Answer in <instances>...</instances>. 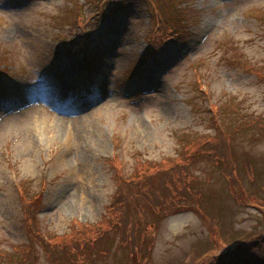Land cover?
Wrapping results in <instances>:
<instances>
[{
  "label": "rangeland",
  "instance_id": "1",
  "mask_svg": "<svg viewBox=\"0 0 264 264\" xmlns=\"http://www.w3.org/2000/svg\"><path fill=\"white\" fill-rule=\"evenodd\" d=\"M67 1L0 0V53L12 58L1 64L10 78L0 88V250L31 243L27 258L1 253L2 262L52 264L21 227L25 214L15 191L19 183L23 195L28 187L39 189L42 176L48 186L39 235L59 242L55 251L69 264H126L118 233L109 232L108 241L90 233L94 242L78 247L70 235L84 238L83 230L100 222L114 173L129 177L141 167L178 165L189 154L196 177L191 188L200 194L202 215L190 210L166 215L152 207L147 212L141 199L139 236L150 222L156 224L149 264H200L215 251L220 233L217 252L232 239L263 232L264 82L229 65L230 51L222 47L231 38L248 64L264 65V29L257 21L264 0H76L78 19L60 32L73 50L64 54L48 26L55 27L51 14ZM175 17L179 23L170 21ZM80 43L84 46L76 49ZM148 50L153 55L145 58ZM213 118L231 134L244 201L230 191L208 154L197 151L216 134ZM63 232L67 235L58 237ZM67 242L71 248L60 246Z\"/></svg>",
  "mask_w": 264,
  "mask_h": 264
},
{
  "label": "trees",
  "instance_id": "2",
  "mask_svg": "<svg viewBox=\"0 0 264 264\" xmlns=\"http://www.w3.org/2000/svg\"><path fill=\"white\" fill-rule=\"evenodd\" d=\"M172 13L176 12L173 10ZM170 21L179 23L176 17L175 20L170 19ZM182 21H185L184 18ZM257 21L259 22L258 26L264 29V15L258 16ZM184 28H186V26ZM222 48L223 51H230V54L225 56V60L229 65L238 67L243 71L245 69V71L255 75L259 81L264 82V65L248 64V58L241 53L237 44L231 38ZM9 54V52L0 54L2 57H0V72L3 71L1 63L11 60ZM198 75L201 81L203 76L200 72H198ZM201 85L202 83H200L199 86ZM192 107H194V105ZM213 120L215 121L216 134L211 135L206 142L198 147L197 151L208 154L210 161L220 167L219 170L222 176L227 180L230 191L235 193L241 201H244L245 197L242 192V180L239 177L238 168L233 159L234 152L231 147V134L224 131L220 123L219 125L221 127L217 125V122H219L218 120L216 121L214 118ZM262 132L264 135V126L262 127ZM188 156H190V154L187 155V160L182 158L178 165L165 164L161 168L152 166H146L145 168L141 167L138 174L136 173L129 177H123V173L120 172V170L116 172V187L109 204L104 207L105 211L102 213L100 222H98L95 228L88 227L84 229V238H79L76 234H71L70 240L72 244L76 247L88 241L92 244L94 240H88L90 239V233H93L95 237L98 236V239L105 237L106 241H108L111 239V233L109 232L113 231L119 235L118 249L122 248L127 250L126 264H149L152 261V249L155 242L154 235L151 234L153 231L151 228H155L156 224L154 223L155 221L150 222L151 225L149 229H142L140 232L142 235L139 236L138 229L140 226V219L136 213V209H143L140 203L141 199L147 203V212L148 209L152 207L153 211L155 208H158V211L159 209L164 210L166 215L181 213L188 210L201 214V212L198 211L200 210L198 199V195L200 194L194 192L191 188V184L196 180V177L191 171V164L188 161L191 160V158L189 159ZM38 181L39 189H34L32 191V189L28 187L30 191L26 189L25 195H23L25 187H23L21 183L15 186V191H17L21 197L20 209L21 211L23 209L25 214L24 218L21 216L24 224L23 225L21 222V227L26 230V235H28L29 238L38 241L52 264H69L64 259L65 256L62 253H57L55 251V246L58 245L59 242H48L39 235L36 229V225L40 221L39 215L44 204L43 193L47 188L46 182H43L42 185L41 180L39 179ZM78 228L79 226L75 229ZM214 230L215 228L210 229V239H214L213 236L216 235ZM220 234L218 236L216 235V240L214 239L213 242L215 251L221 244ZM62 235H67V232H63L58 235V237ZM60 246L62 248L63 246L70 247V243L67 242ZM30 249L31 243L29 239V241L23 242L22 244H12L8 249L9 251L0 250V254L6 253L7 255L13 256L14 260H16V258L21 255H23V258H27L24 252ZM81 249L80 247L77 249L78 254L81 253ZM125 250L123 251L126 252ZM213 252L207 253L200 264H264V231L253 238L237 241V243L221 250V252L216 251L214 254H211ZM0 264H4L1 259ZM32 264H36V261L33 260Z\"/></svg>",
  "mask_w": 264,
  "mask_h": 264
}]
</instances>
